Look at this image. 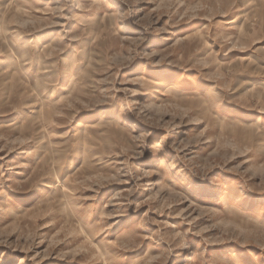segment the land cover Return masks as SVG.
Segmentation results:
<instances>
[{
    "label": "rangeland",
    "instance_id": "374dc122",
    "mask_svg": "<svg viewBox=\"0 0 264 264\" xmlns=\"http://www.w3.org/2000/svg\"><path fill=\"white\" fill-rule=\"evenodd\" d=\"M4 1L0 264H264V0Z\"/></svg>",
    "mask_w": 264,
    "mask_h": 264
},
{
    "label": "bare ground",
    "instance_id": "6f19581e",
    "mask_svg": "<svg viewBox=\"0 0 264 264\" xmlns=\"http://www.w3.org/2000/svg\"><path fill=\"white\" fill-rule=\"evenodd\" d=\"M7 2V1H6ZM0 5H5V1L4 0H0ZM10 43V42H9ZM50 44H47V46H45V42L40 39L36 42V45L34 46L36 49L40 48V47H44L43 50L46 52L47 49L49 48ZM10 47H13L11 46V43H10ZM40 50V49H39ZM41 51V50H40ZM41 85V83L39 84ZM16 126V123L14 122H11L9 125H6L7 128H12V127H15ZM55 189V188H54ZM63 189V188H62ZM57 204H63V201H59L57 202ZM63 207V206H62ZM63 210L66 212L67 208L65 209V205L63 207Z\"/></svg>",
    "mask_w": 264,
    "mask_h": 264
}]
</instances>
